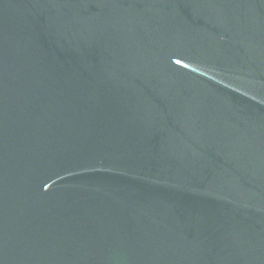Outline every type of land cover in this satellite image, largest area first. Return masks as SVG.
Wrapping results in <instances>:
<instances>
[{
    "label": "water",
    "instance_id": "water-1",
    "mask_svg": "<svg viewBox=\"0 0 264 264\" xmlns=\"http://www.w3.org/2000/svg\"><path fill=\"white\" fill-rule=\"evenodd\" d=\"M0 264H264V0H0Z\"/></svg>",
    "mask_w": 264,
    "mask_h": 264
}]
</instances>
